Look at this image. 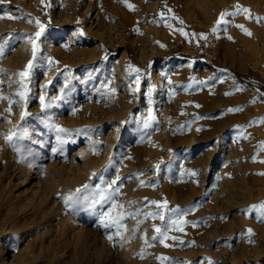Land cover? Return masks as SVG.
Instances as JSON below:
<instances>
[{
	"label": "rangeland",
	"instance_id": "1",
	"mask_svg": "<svg viewBox=\"0 0 264 264\" xmlns=\"http://www.w3.org/2000/svg\"><path fill=\"white\" fill-rule=\"evenodd\" d=\"M154 1L0 0V96L13 101L9 113L0 100L1 264H264V220L253 210L264 204V0H230L227 10L221 0L210 13L197 0L152 10ZM237 6L252 19L220 24ZM37 21L25 104L18 73ZM181 29L185 40L169 35ZM130 68L140 69L135 93ZM117 176L126 230L110 241L116 229L100 220L111 202L77 189L109 190ZM165 200L191 212L183 232L167 233L176 240L160 243L154 228L173 213L145 214Z\"/></svg>",
	"mask_w": 264,
	"mask_h": 264
},
{
	"label": "snow or ice",
	"instance_id": "2",
	"mask_svg": "<svg viewBox=\"0 0 264 264\" xmlns=\"http://www.w3.org/2000/svg\"><path fill=\"white\" fill-rule=\"evenodd\" d=\"M127 7L129 9L133 8V5L128 4ZM237 12L235 13H224L220 16L219 18V23L220 24H227L228 21L225 19L226 16H235L238 15L240 13H247L248 14V19L251 20L252 16L250 13V9H246V8H241L239 6H237ZM171 11V10H169ZM161 19L164 18V14L161 13ZM9 19H12L11 16L8 17ZM173 19H178L176 17H173ZM31 22V21H29ZM257 22H259V18L257 19ZM37 26L40 28V31H38L35 34V39H33L32 37H28L29 42L32 44V60L29 61L27 68L25 71L18 73V75L20 76V87H21V91L19 93H17V95L20 97V101L26 104V98H27V91H28V78L31 74V71L33 69L34 66V62L37 60L38 57V53L40 52V46L37 43V41L39 40L40 36L43 33V29L44 26L42 24H40L39 21L36 22ZM181 24H183V21H180ZM168 27H172L171 24L167 25ZM237 27H240L246 35L251 36V32L248 31L247 29H245L242 25H236ZM181 34L184 35L186 38L189 36V33L184 32L183 29L180 30ZM193 36H195L196 34L193 33L191 34ZM202 39H207L206 36L201 35ZM229 39H231V37H229ZM4 56V49L2 47H0V57ZM48 63H52V61L49 59ZM134 72L135 75V83L137 85V88L134 89V93L139 91V84H140V69L135 68V69H131L130 68V73ZM169 83H171V81H169ZM150 95V93H149ZM4 99H8V102L10 104V107L8 109V112L11 113L12 109H11V105L13 103V101L10 98H6L3 96H0V100H4ZM39 103L42 109H47V107L49 106L48 103H46L45 98L43 96H41L39 98ZM197 107H199V105H197ZM231 111H242V109H232ZM28 113L25 111L23 113H21V119H24L25 116H27ZM150 119L154 120V116H151L150 114ZM261 123H264V121H261ZM149 126L148 122H144V127L147 128ZM56 131L58 132H65L66 130L63 128H60L58 125L55 126ZM199 131V129H197ZM6 139L11 143L12 139H13V135H9L8 137H6ZM60 143H63V140H60ZM264 147V146H262ZM159 167V166H157ZM192 176L197 175L195 172L191 173ZM117 180H119V176L116 177L115 180L109 181L107 182V189L106 190L105 187H100L97 186L96 191L94 193H92L90 191V186L89 185H85L84 189H77V193H80L81 191H85L88 190L90 192L91 195H93L94 197H96V199L93 200V203H105V202H111L110 204V210L108 212H104L101 214V220H100V226L105 228V229H110V228H115L116 232L115 233H110L108 235V239L110 241L113 240V235H116L117 237L121 236V229H124V225L122 223V221L125 219V215L123 213V205H117L115 203V196L117 194L115 189H112V185L116 184ZM101 185L105 184V181L103 179H101L100 181ZM80 198H87L85 197H80ZM69 200H72L73 198L69 197ZM151 204H154L156 206L157 209H160L161 211L158 212H154V213H147L145 214V218H148L149 216L153 219H159L161 221L165 220V213H173V215L169 218L167 225L165 228H160V227H156L154 228V231L156 233L159 234V240L158 242L160 243H164V241L168 240L169 238L176 240L175 237H169L167 235L168 232L170 231H181L183 232L184 230V226L187 225V221L184 220V216L190 214L191 210H188V212H182L179 208L176 209H170L168 206V202L167 200H165L164 202L160 203L157 201H151L149 202ZM253 210H258V214H259V218L261 220H264V204L258 205V206H253ZM132 218H138L139 217V212L137 213H133L131 214ZM195 226V225H193ZM126 230V229H124ZM249 235L252 234V230L249 229L248 230ZM122 238V237H121ZM154 240H156V238H154ZM147 243V239L145 241ZM181 244H183V241H180ZM165 247H167V244H165ZM161 259H164L163 257ZM209 264H211V262H209Z\"/></svg>",
	"mask_w": 264,
	"mask_h": 264
},
{
	"label": "bare ground",
	"instance_id": "3",
	"mask_svg": "<svg viewBox=\"0 0 264 264\" xmlns=\"http://www.w3.org/2000/svg\"><path fill=\"white\" fill-rule=\"evenodd\" d=\"M221 5H222L221 0H197V6L199 7V10H201L202 12H207V13L208 12L209 13L215 12L216 9H219L220 7H223V6H224L223 9L227 10L229 8V5H230V0H225L223 3V6H221ZM151 6H152V8H151L152 10H157L159 7V0L154 1ZM169 35L174 37V39L178 40V41L185 40V36L182 35L181 33H175L173 31H170ZM122 56L124 58L127 57V52H123ZM190 63L194 64L192 62H190ZM204 63L211 67V64L208 61H204ZM212 69L215 70L213 67H212ZM215 71H217V70H215ZM203 82L205 85H209V86L213 83V81L210 78L207 79V81L204 80Z\"/></svg>",
	"mask_w": 264,
	"mask_h": 264
},
{
	"label": "trees",
	"instance_id": "4",
	"mask_svg": "<svg viewBox=\"0 0 264 264\" xmlns=\"http://www.w3.org/2000/svg\"><path fill=\"white\" fill-rule=\"evenodd\" d=\"M239 78H240V80L243 81L245 84H246V83L249 84V81L246 80L247 77H245V76H244V77H240V76H239Z\"/></svg>",
	"mask_w": 264,
	"mask_h": 264
}]
</instances>
